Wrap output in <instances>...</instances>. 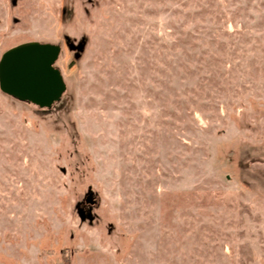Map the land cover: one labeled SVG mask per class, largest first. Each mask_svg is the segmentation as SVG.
Listing matches in <instances>:
<instances>
[{"label": "rangeland", "instance_id": "1", "mask_svg": "<svg viewBox=\"0 0 264 264\" xmlns=\"http://www.w3.org/2000/svg\"><path fill=\"white\" fill-rule=\"evenodd\" d=\"M30 40L66 88L0 89V264H264V0H0Z\"/></svg>", "mask_w": 264, "mask_h": 264}, {"label": "water", "instance_id": "2", "mask_svg": "<svg viewBox=\"0 0 264 264\" xmlns=\"http://www.w3.org/2000/svg\"><path fill=\"white\" fill-rule=\"evenodd\" d=\"M59 53V44L38 40L22 42L6 49L0 57V89L40 107L51 106L66 88L60 69L54 65ZM93 193L89 187L87 194ZM80 202L76 203L80 220L92 221V205L85 211Z\"/></svg>", "mask_w": 264, "mask_h": 264}, {"label": "flooded vegetation", "instance_id": "3", "mask_svg": "<svg viewBox=\"0 0 264 264\" xmlns=\"http://www.w3.org/2000/svg\"><path fill=\"white\" fill-rule=\"evenodd\" d=\"M67 43H68L69 45L71 44L69 39H67ZM57 44H58V43H57ZM59 45H60V44H59ZM92 195H93V194H91V195L86 194L85 200H82V201L80 202L81 207H82L85 211L88 210V208H89L90 205L93 206V202H92L93 198H92Z\"/></svg>", "mask_w": 264, "mask_h": 264}]
</instances>
